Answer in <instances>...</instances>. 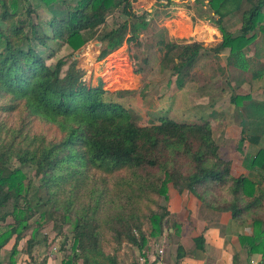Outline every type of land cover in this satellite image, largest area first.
<instances>
[{"label":"trees","instance_id":"trees-1","mask_svg":"<svg viewBox=\"0 0 264 264\" xmlns=\"http://www.w3.org/2000/svg\"><path fill=\"white\" fill-rule=\"evenodd\" d=\"M24 1L28 7L22 10L17 0H0V264H16L18 251L4 262L2 248L13 237L21 241L35 217L26 243L33 264L48 263L50 255L38 262L33 255L36 246L45 247L38 237L48 225L64 244L72 235L60 264H127L120 255L124 246L143 259L128 264H154L146 255L147 242L162 236L168 224L169 211L160 201H168L170 188L189 193L207 210L228 214L235 231L250 222L251 234L237 239L248 258L259 255L264 264V146L243 158L249 175L234 177L208 122L161 117L156 124L138 125L134 112L115 102L101 79L93 86L69 59L49 64L56 48L76 52L90 41L99 43L97 61H102L128 41V34L135 38L147 31L151 18L137 15L129 0ZM195 3L203 9L198 19L221 34L214 54L227 52L226 67L264 80V65L254 59L258 35L264 36V0ZM39 9L50 17L41 21ZM112 15L118 22L109 27ZM230 17L239 21L236 33L226 29ZM156 44L164 52L162 66L181 90L201 46L166 39ZM240 100L249 101L243 106L246 121L264 129V103L247 96L231 103L237 107ZM240 125L244 135L245 121ZM249 141L260 145L262 137ZM194 244L203 249L202 235ZM183 257L179 247L174 264ZM238 262L233 256V264Z\"/></svg>","mask_w":264,"mask_h":264},{"label":"rangeland","instance_id":"rangeland-1","mask_svg":"<svg viewBox=\"0 0 264 264\" xmlns=\"http://www.w3.org/2000/svg\"><path fill=\"white\" fill-rule=\"evenodd\" d=\"M129 1L137 15L147 14V19L151 18L147 31L135 38L128 34L126 36L128 41L102 61H97L99 43L90 41L76 52H72L66 46L56 48L55 59L49 61V64L55 63L58 59H69L76 63L83 79L91 82L93 86L97 85V79H101L103 89L112 95V99L134 112L138 125L156 124L161 117H168L179 123L208 122L212 129L213 141L220 147L223 157L232 163V175L234 177L249 175L242 161L246 154H254L264 146V129L258 122L246 121L243 106L249 102L248 100L243 102L240 100L236 107L231 103V99L235 96H247L257 104L264 103V80L253 79L252 72L243 73L226 67L227 52L214 54L213 49L221 42V34L207 21L198 19L203 9L195 0H174L169 5L166 0ZM208 1L200 0L204 4ZM17 3L19 9L28 7L24 0H17ZM37 15L41 21L50 17L42 9L38 10ZM166 15L170 17L166 18ZM192 17L195 19L194 22ZM117 22L116 15L110 16L107 20L109 27ZM225 26L231 33H236L239 21L236 17L227 18ZM159 39L177 44L197 43L201 46L198 64L191 71L181 90L176 87V79L169 68L162 66L164 52L156 44ZM254 50L257 54L254 59L264 65V36L261 33L258 35ZM258 66L259 63L254 64L253 68ZM118 92L122 95H115ZM242 120L246 123L244 135L241 134ZM254 135L262 137L260 145L249 141ZM23 171L28 179L37 181L30 168H24ZM250 176L258 179L255 174ZM168 191V201H160L161 206L169 210L168 224L162 236L150 237L147 242L146 255L154 263L161 257L165 264H174L181 240L186 246H194L191 237L196 233L203 234L207 227L218 221L216 213L204 208L189 193L179 195L171 188ZM37 219L35 217L31 221L32 226L25 231L21 241L13 237L6 246L9 248L1 251L4 262L7 261L11 250L16 249L18 251L15 257L16 264H33L27 255L26 243L31 237ZM195 219L200 221L196 224L197 228L194 226ZM181 222L183 228H180ZM203 225L206 227L205 230ZM69 229L66 227L65 232L67 233ZM241 231L242 234L250 235V222ZM220 233L226 234V229L220 228ZM67 237L64 244L63 238L51 232L50 225L42 229L38 240L45 247L36 246L33 249L35 261H40L48 254L55 264H60L64 250L70 248L72 235L68 233ZM159 250L162 251L161 255L158 254ZM120 255L127 264L133 260L143 263L135 248L124 246ZM237 255L238 257L235 256L239 261L240 255ZM256 256L252 262L246 261L243 252L240 263L245 264L246 261V264H260L261 258L259 255Z\"/></svg>","mask_w":264,"mask_h":264},{"label":"crops","instance_id":"crops-1","mask_svg":"<svg viewBox=\"0 0 264 264\" xmlns=\"http://www.w3.org/2000/svg\"><path fill=\"white\" fill-rule=\"evenodd\" d=\"M215 215L218 216L217 218L218 221L215 223L216 225L212 224L211 227L209 228L207 227V229L203 225L204 227L203 229L204 230L206 229L204 233L199 235L198 233H196L191 237L192 243L194 244V239L202 235V237L204 238V244L202 250H197L195 248V244L194 246L193 245L186 246V244L183 243V240H181L179 247L181 248L184 257L179 261V264H233V256L236 255L238 257L237 254L240 255L238 264H242L240 263V261L242 260L243 252L245 253V251L241 248L237 239L238 234L242 233V231L238 232L230 227V217L228 214L216 213ZM197 222L199 223L200 221L198 219H195L194 226L196 228H197L196 225ZM179 225H181L180 228H183L182 222ZM220 228L226 229V234L221 235ZM190 229L191 228H189V230ZM7 244L2 249L5 248L8 249L9 247H6ZM254 257L257 256L254 255L248 258L246 255L245 258L246 261L249 260L252 262L254 260ZM161 260L162 259L160 257V260L158 259L154 264H165V262L164 261L162 262ZM55 263L53 260L50 259L49 256V260L47 264H55Z\"/></svg>","mask_w":264,"mask_h":264},{"label":"built area","instance_id":"built-area-1","mask_svg":"<svg viewBox=\"0 0 264 264\" xmlns=\"http://www.w3.org/2000/svg\"><path fill=\"white\" fill-rule=\"evenodd\" d=\"M158 254H160V255H161V254H162V251H161V250H159V251H158ZM140 261H141V262H143V259L141 258V259H140Z\"/></svg>","mask_w":264,"mask_h":264},{"label":"water","instance_id":"water-1","mask_svg":"<svg viewBox=\"0 0 264 264\" xmlns=\"http://www.w3.org/2000/svg\"><path fill=\"white\" fill-rule=\"evenodd\" d=\"M167 2V1H166Z\"/></svg>","mask_w":264,"mask_h":264}]
</instances>
